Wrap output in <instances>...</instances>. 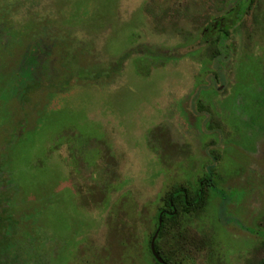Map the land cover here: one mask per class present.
Here are the masks:
<instances>
[{"label":"rangeland","instance_id":"374dc122","mask_svg":"<svg viewBox=\"0 0 264 264\" xmlns=\"http://www.w3.org/2000/svg\"><path fill=\"white\" fill-rule=\"evenodd\" d=\"M205 177L164 249L197 228L261 264L264 0H0V264H155L159 209ZM254 209L259 242L226 225Z\"/></svg>","mask_w":264,"mask_h":264},{"label":"trees","instance_id":"16d2710c","mask_svg":"<svg viewBox=\"0 0 264 264\" xmlns=\"http://www.w3.org/2000/svg\"><path fill=\"white\" fill-rule=\"evenodd\" d=\"M237 10L232 8L227 12V14L224 17L217 19V21L215 23L211 22L209 31L208 32L204 31L203 34L208 36V37H212L215 33H218L217 36L228 35V33H229L228 29L231 26L230 24L227 23V21L230 19L229 15L233 16L232 21H234L235 20L234 18L237 17V15L239 14V11H237ZM219 40H220V38H216V39H214V42H217ZM217 52L220 53V50H217ZM74 56H76V53L71 52L70 57H74ZM106 74L109 75L108 72ZM95 78L98 79V76L96 74H95ZM53 81H54V78H53ZM67 83L68 82H62L61 83L60 81H57V82H55L54 87L55 86L59 87L58 85H63V87H64ZM204 185L205 186H212L209 188L211 190L209 192L210 196H211V192L220 194L219 191L216 188H214L213 183H211V182L208 183V182L204 181L203 186ZM202 190L203 189L201 188V183L199 182L196 193L194 194V196L190 197V195L186 191V189L176 188L175 190H173L170 193L169 198L166 201L167 206L159 209V211L157 213V225H156L155 231L153 232V234L150 238V243H151V239H152L153 235L155 234V232L159 226V218H160V216H162V225H161V229L158 233V236L155 240V245H156L157 252L159 253V255L161 256V258L164 260V262L166 264H182L186 258L187 259L189 258L190 247H188V244L190 246L191 241L189 240V237L187 239L181 241V238H182L181 235L186 236L185 233L178 232L177 233V235H178L177 241L175 242V244L173 243V246L170 247L167 251L164 249L165 245L168 244L166 236H167V234H169V232L171 231V229L173 227H176V226H178V228L180 227L181 222H180L179 218L181 217L182 214L185 215L187 213H190L193 210L194 211L201 210L202 206H204V203H206L205 199H201V197L203 196V193H204ZM163 241H164V243H163ZM150 243H149V251L152 255L154 263L155 264H162L160 261H158L155 258V256H153V253H152L151 247H150ZM180 253L182 254V257H180Z\"/></svg>","mask_w":264,"mask_h":264},{"label":"flooded vegetation","instance_id":"af4514ba","mask_svg":"<svg viewBox=\"0 0 264 264\" xmlns=\"http://www.w3.org/2000/svg\"><path fill=\"white\" fill-rule=\"evenodd\" d=\"M204 181L208 182L211 181L209 178H203L200 180L201 183V188L203 189L202 191L203 196L201 197V199H205L206 196V186H203ZM208 188L212 187V186H207ZM253 198H255V195H252ZM244 198H242V202L247 203L248 198H246V195L244 194L243 196ZM257 200V195H256V199ZM254 200V201H255ZM246 201V202H245ZM253 201V203H254ZM233 202L230 201L229 204H232ZM258 210V209H256ZM236 217H229L227 218V224L226 225H231L232 226V230L237 232V231H243L247 234V238H251L253 239V241H257L259 242V228H257L256 226H254L253 224H248L245 223L244 221L250 220V219H255L258 214L255 211H252L251 214V218L245 215H241V214H237L235 215ZM197 228L194 230L193 234H192V241L190 244V249H189V262L190 264H213V253L212 251H214V246H215V240L213 239V235L212 233H210L209 231H205V232H198L196 231ZM258 250V247H254L253 248V256L255 255V251ZM154 256V255H153ZM217 259L220 260L221 263V259L218 257H215ZM162 264H166L164 261L161 262Z\"/></svg>","mask_w":264,"mask_h":264},{"label":"water","instance_id":"95a60500","mask_svg":"<svg viewBox=\"0 0 264 264\" xmlns=\"http://www.w3.org/2000/svg\"><path fill=\"white\" fill-rule=\"evenodd\" d=\"M161 225H162V216H160V218H159V226H158V228H157L155 234L153 235V237H152V239H151L150 247H151V251H152L153 255L155 256V258H156L158 261L163 262L164 260L161 258V256H160L159 253L157 252V250H156V245H155V240H156V238H157V236H158V233H159V231H160V229H161ZM261 264H264V260H263V262H262Z\"/></svg>","mask_w":264,"mask_h":264}]
</instances>
